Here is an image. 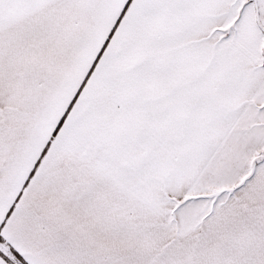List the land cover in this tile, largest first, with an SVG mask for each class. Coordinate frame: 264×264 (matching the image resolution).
<instances>
[{"label":"snow or ice","instance_id":"6c2138e0","mask_svg":"<svg viewBox=\"0 0 264 264\" xmlns=\"http://www.w3.org/2000/svg\"><path fill=\"white\" fill-rule=\"evenodd\" d=\"M0 264H264V0H0Z\"/></svg>","mask_w":264,"mask_h":264}]
</instances>
